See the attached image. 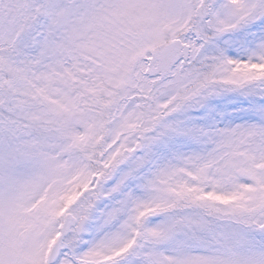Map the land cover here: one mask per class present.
Masks as SVG:
<instances>
[{"label":"snow or ice","instance_id":"1","mask_svg":"<svg viewBox=\"0 0 264 264\" xmlns=\"http://www.w3.org/2000/svg\"><path fill=\"white\" fill-rule=\"evenodd\" d=\"M0 264H264V0H0Z\"/></svg>","mask_w":264,"mask_h":264}]
</instances>
